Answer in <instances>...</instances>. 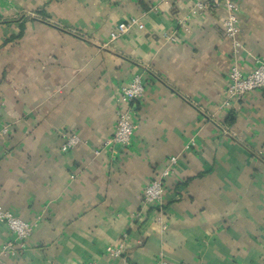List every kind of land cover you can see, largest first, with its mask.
I'll list each match as a JSON object with an SVG mask.
<instances>
[{
  "label": "crops",
  "instance_id": "obj_1",
  "mask_svg": "<svg viewBox=\"0 0 264 264\" xmlns=\"http://www.w3.org/2000/svg\"><path fill=\"white\" fill-rule=\"evenodd\" d=\"M236 3L237 52L225 11L190 0H0V205L33 223L3 253L0 222V264H264V89L221 106L231 67L264 61V0ZM130 16L144 28L109 41ZM135 73L130 144H106ZM170 156L160 233L142 191Z\"/></svg>",
  "mask_w": 264,
  "mask_h": 264
},
{
  "label": "built area",
  "instance_id": "obj_2",
  "mask_svg": "<svg viewBox=\"0 0 264 264\" xmlns=\"http://www.w3.org/2000/svg\"><path fill=\"white\" fill-rule=\"evenodd\" d=\"M189 15H200L202 13L223 9L225 11L224 33L231 41L232 47L237 52L240 47L236 36L238 33V6L236 0H190ZM144 28L143 22L136 16L120 21L109 32V41H113L125 34L133 31H140ZM167 40H175L172 34H163ZM142 75L135 73L130 80L121 87L118 98V108L116 110V127L113 135L106 144H118L126 146L130 144L131 135L135 124L133 118L136 114L132 102L140 99L145 90ZM264 89V61L258 64L249 72H242L236 65L232 66L228 73V83L225 88V94L222 100V107H229L232 101L242 97L246 93ZM5 132V130H2ZM61 151L65 152L80 143V138L76 134L62 133ZM188 148V145L186 146ZM177 157L170 156L161 172L153 179L147 182L142 191L141 203L143 207L152 205L156 211L153 219L158 224L160 233H163L167 224L163 216V196L165 192L164 180L174 172ZM135 219L142 220L141 213L135 214ZM0 222L4 223L11 235V238L2 246V252L13 253L18 248H24L32 233L33 223L22 220L11 211L0 205ZM127 233H122L116 244L107 245L105 252L111 258L125 256ZM86 264H94L88 261ZM157 264H168L163 257H159Z\"/></svg>",
  "mask_w": 264,
  "mask_h": 264
}]
</instances>
